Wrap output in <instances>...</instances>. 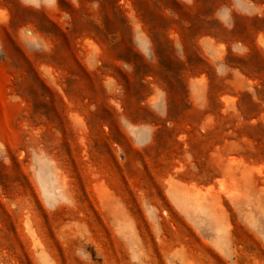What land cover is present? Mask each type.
<instances>
[{"label": "rangeland", "instance_id": "1", "mask_svg": "<svg viewBox=\"0 0 264 264\" xmlns=\"http://www.w3.org/2000/svg\"><path fill=\"white\" fill-rule=\"evenodd\" d=\"M0 264H264V0H0Z\"/></svg>", "mask_w": 264, "mask_h": 264}]
</instances>
